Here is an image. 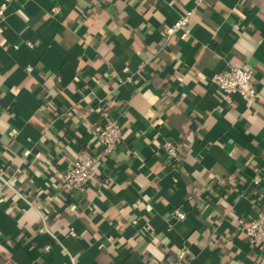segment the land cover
Instances as JSON below:
<instances>
[{
    "label": "crops",
    "instance_id": "crops-1",
    "mask_svg": "<svg viewBox=\"0 0 264 264\" xmlns=\"http://www.w3.org/2000/svg\"><path fill=\"white\" fill-rule=\"evenodd\" d=\"M0 24V264H264V0H11ZM231 67L252 104L212 83ZM103 110L121 142L72 190Z\"/></svg>",
    "mask_w": 264,
    "mask_h": 264
},
{
    "label": "built area",
    "instance_id": "built-area-1",
    "mask_svg": "<svg viewBox=\"0 0 264 264\" xmlns=\"http://www.w3.org/2000/svg\"><path fill=\"white\" fill-rule=\"evenodd\" d=\"M10 1L3 0L0 4V23L5 19L6 10ZM188 22L189 14H185L178 18L168 28L167 32L173 34L180 30H187ZM0 31H2L1 24ZM211 80L217 91L226 100H230L231 95L234 93L240 94L248 104H252L258 98L257 86L252 70L243 67H231L228 70L214 74ZM101 116L103 125L99 131L98 140L102 145V150L95 152L92 149H84L80 152L70 168L63 174L64 180L72 190H78L86 186L93 178L99 161L109 156L121 142L122 126L120 123L112 119L105 110L101 111ZM15 133V129L10 131L11 135ZM163 148L171 162L179 161L178 148L172 141L166 140L163 143ZM174 217L184 219L185 214L180 210H176ZM245 231L251 238L253 245L264 248V206L258 210L255 217L251 218L245 226ZM70 233L75 235L73 229L70 230ZM176 264H188L183 252L179 254V259Z\"/></svg>",
    "mask_w": 264,
    "mask_h": 264
}]
</instances>
